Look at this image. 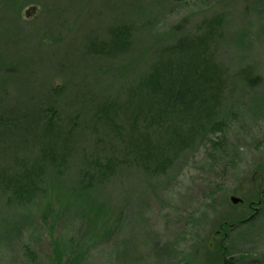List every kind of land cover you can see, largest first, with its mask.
<instances>
[{"label": "rangeland", "instance_id": "obj_1", "mask_svg": "<svg viewBox=\"0 0 264 264\" xmlns=\"http://www.w3.org/2000/svg\"><path fill=\"white\" fill-rule=\"evenodd\" d=\"M5 1L0 0V67L19 52L28 57L21 80L25 74L30 79L28 89L21 81H9L10 90L1 98L9 109L5 120L15 116L13 105L28 99L40 118L30 127L29 118L3 121L9 130L0 140V179L17 173L32 177L24 175L31 169L38 186L17 209L8 202L13 188L0 195V264H55L58 252L67 264L68 259L73 264H264V0H18L19 11L7 10ZM122 1L132 4L119 8ZM64 5L68 11L61 17ZM114 8L137 24L141 13L148 17L144 32H133L132 51L143 47L137 35L153 41L182 21L184 32L213 35L209 49L194 60L192 85H201L197 101L171 109L168 120L181 122L184 138L191 136L197 116L203 117V127L208 116L223 125H208L209 131L191 140L178 142L171 131L163 145L152 141L151 149L167 157L158 172L135 162L143 149L140 141L131 144L124 135L107 142L105 121L96 118L104 101L124 99L126 93L117 95L118 89L109 95L87 69L97 56L86 37L92 27L104 32ZM216 18L220 26L211 30ZM51 106L57 108L60 126L72 121L77 126L65 158L59 155L63 142L41 130ZM40 150L50 151L47 160H39ZM113 152L120 163L117 181L100 187L129 192L132 201L123 207V223L107 233L106 221L94 210L97 192L71 197L67 187L73 175L91 176L94 162L104 163ZM156 157L145 162L155 168ZM65 160L68 173L61 166ZM233 195L243 201L234 203Z\"/></svg>", "mask_w": 264, "mask_h": 264}, {"label": "trees", "instance_id": "obj_2", "mask_svg": "<svg viewBox=\"0 0 264 264\" xmlns=\"http://www.w3.org/2000/svg\"><path fill=\"white\" fill-rule=\"evenodd\" d=\"M17 1L18 0H6L5 4H7V10L11 6V8L19 11L20 3ZM122 3H124V1H122ZM131 4V2H126L123 5L119 4V8L125 5L129 8ZM110 6L109 10L112 9ZM66 8L67 6L64 5V7L60 9L61 17L68 11ZM54 9L58 11V8L55 7ZM115 9L116 8H114L113 12L115 15L112 14L110 15V19L108 18L109 25L105 27L104 32L101 30L102 33H100L98 27H92L91 34L86 37L88 48L91 49L93 55L97 56L95 57L97 59H93L95 60L94 64H89L87 69L91 78H96V82L102 81L104 83V88H107L109 95L112 91H117L118 89L121 91L119 93L117 92V95H120L122 92L126 93L124 99L116 98V100L108 99L104 101L103 108L100 110V113L95 116L98 120L105 121V126L103 128L106 134L105 137L109 140L107 142L119 141L124 135H127L126 137H128V141H130L131 144L140 141L141 147L139 149H143L139 152L138 156H136L135 162L139 165L145 163V165L149 167L147 170L158 172L157 167H162L167 157L166 155L165 157H161V153L158 151L159 149L157 147L155 151L151 149L152 141H157L163 145V140H166L165 135L171 134V131L178 135V142L188 139L191 140V138H197V135L203 136L204 132L209 131L204 128L208 125L210 127L218 126V128L223 125V123L219 124V121L216 120L217 117L208 116L205 121L206 125L203 127V117L197 116V118H194L195 123L192 125L191 136L189 137L190 134L185 133L184 138L182 131H179L182 130L181 122L177 119L168 120L171 109L177 111V109L181 110L185 108V106L192 107L197 101L198 92L200 93L201 91V85H192L191 79L194 78L193 68H195L194 60L200 57L201 53L205 52L206 49H209V42L213 35L211 32L207 31L184 32L183 29L186 21H182V23L160 34L158 37L154 36L155 33H152L154 36L153 41L145 38L144 34L137 35V45L146 46V48L141 47L137 51H132V37L134 38L135 36L133 32L138 30L143 31L147 25L148 17L143 15L145 13H141L142 18L139 16L141 23L137 24L135 19L123 15L117 10L115 11ZM7 10L6 12H8ZM94 11L97 12V8H95ZM11 22L12 21L9 20L6 26L8 27L6 29H10V32L13 31ZM219 24L220 19L216 18L211 21L209 27L211 26V30H213L219 27ZM137 26H139V28H137ZM14 28L16 30L19 26H14ZM0 37L3 38L4 36ZM99 59H102V63L97 62ZM27 64L28 57L16 52L10 64L0 67V140L2 135L9 130L4 128L5 123H3L9 109H7L6 106H2L1 98L10 90V87H8L9 81H21L20 85H27L28 89L30 79H27L26 74L21 80V77L24 76V72H26ZM195 82L198 83L197 81ZM117 83H120V86L117 87ZM24 88H26V86ZM59 90L60 88L56 89V93L59 92ZM32 103L31 100L28 99V101L21 102L19 105H13L12 109L15 111V116L12 115L7 118V120L17 122L21 119L29 118V120H27V126L30 127V124L39 117L35 111H32L35 102ZM56 109L55 106L46 108V112L49 116L48 120L43 122L41 130H43L44 133L46 132L48 137L51 136V139L54 138L56 141L61 140L63 142L62 149L64 151H61L59 155H61V158H65L66 155L70 154L73 148L77 135V126L74 124V121H72L71 125L67 128L60 126L57 119H55L57 116ZM7 120H5V122H7ZM96 123L98 122L96 121ZM163 128L165 131H162ZM172 128H175V130H172ZM203 128L205 130H203ZM93 129L96 131L98 130L97 124L93 126ZM130 146L132 147V145ZM55 148H57V150L59 149L58 146ZM111 148L114 150L113 145ZM48 153L50 155V151L46 152L45 150H40L38 153L39 160H47ZM51 156L55 159L57 154L55 153ZM155 157L157 160L155 161V168L150 167V163H148V165L145 161L154 160ZM66 160L61 166L62 169H64L63 171L67 172L71 169L65 167L67 163ZM105 160L104 163H98V161L94 162L93 166L96 169L94 168L95 171L91 176H83V174L79 173L73 175L75 170L72 171L73 174H70L75 177L72 179V184L67 188L71 192V194H69L71 197H74L75 193L78 195V193L85 192L83 197H87V195H90V192L86 193L87 191L97 192V196L93 197V202H95L94 206L96 207L94 210L99 214L101 222L106 221V225L108 226H106L104 231L108 233L112 228L123 223V207L131 205L130 202L132 199L128 196L129 192L126 194L122 191L107 192L106 189L100 187L103 184H108L106 180L115 179L117 181V178L114 177L117 176V168L120 165L119 160L115 157V152H113V155L106 156ZM2 172V175H6L8 169L3 168ZM29 172L31 174H29ZM147 173L150 174V172ZM28 174L32 177H29ZM32 174H34V172H32L31 169H26L24 173V175L28 176L26 178H22L20 173H17L16 176H11L9 179H3V177H1L0 195L4 194L8 188H13L14 190V194L8 196V202L11 204L13 203L11 207L13 206V208L17 209L18 204H23L25 200L32 199L35 189L38 186L36 177L33 179ZM19 177H21V179ZM51 182L55 184L54 179L51 180ZM114 187H116V189L119 187L122 188L121 185L118 184L117 186L114 185ZM18 201H21V203H18ZM104 206L106 207V211L102 209ZM224 228L229 229L228 225ZM100 230L97 229L95 235H98ZM57 256L55 264H67V261L63 263V256L61 253L58 252ZM73 262L74 259H68L69 264H73Z\"/></svg>", "mask_w": 264, "mask_h": 264}, {"label": "water", "instance_id": "obj_3", "mask_svg": "<svg viewBox=\"0 0 264 264\" xmlns=\"http://www.w3.org/2000/svg\"><path fill=\"white\" fill-rule=\"evenodd\" d=\"M34 8H31L30 11H32ZM29 11V12H30ZM28 12V14H29ZM231 200L234 202V203H238V202H242L243 200L240 198V197H237V196H231Z\"/></svg>", "mask_w": 264, "mask_h": 264}]
</instances>
